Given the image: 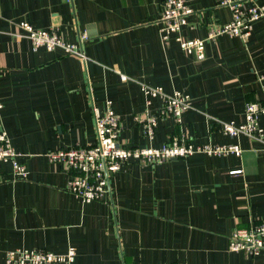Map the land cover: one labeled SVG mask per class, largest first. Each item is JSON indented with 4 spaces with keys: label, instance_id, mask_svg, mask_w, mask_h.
<instances>
[{
    "label": "crops",
    "instance_id": "crops-1",
    "mask_svg": "<svg viewBox=\"0 0 264 264\" xmlns=\"http://www.w3.org/2000/svg\"><path fill=\"white\" fill-rule=\"evenodd\" d=\"M163 1L0 0V125L28 171L27 179L14 180L10 164L0 162V264L9 249L59 254L69 246L73 264H264V252L228 249L237 226L264 220V139L230 138L218 123L239 125L245 103L264 104L257 80L264 73V18L246 41H207L196 61L173 36L160 40ZM221 1L186 0L192 13L180 35L205 38L210 25L228 22ZM21 21L57 28L65 42L79 44L82 57L34 50L17 36ZM142 86L180 91L191 105L180 124L159 118L152 140L134 120L146 110ZM106 101L123 144L159 147L178 137L195 145L236 143L242 153H195L157 165L132 159L110 178L109 198L84 203L46 154L93 144L92 107L103 113ZM161 105L153 98L149 109ZM258 124L264 131V114Z\"/></svg>",
    "mask_w": 264,
    "mask_h": 264
},
{
    "label": "built area",
    "instance_id": "built-area-1",
    "mask_svg": "<svg viewBox=\"0 0 264 264\" xmlns=\"http://www.w3.org/2000/svg\"><path fill=\"white\" fill-rule=\"evenodd\" d=\"M70 2V0H66ZM248 0H222L220 5L227 7L231 18L222 24L209 26L205 38H184L180 35L181 28L187 24V16L192 9L186 0H164L159 13V38L165 43L170 37L179 45L186 55H192L196 61L205 57L207 41H214L222 36L238 37L246 41L252 31V24L264 18V6L247 4ZM20 34L29 40L34 50L45 48L52 51L61 48L66 55L82 57L79 44L65 42L57 28L34 29L25 21L17 24ZM82 35L79 43L86 40ZM257 80L264 89V73ZM145 95L146 110L134 117L143 131V135L152 140L157 129V120L167 115L177 124L181 123L182 115L191 109L189 97L180 91L166 94L160 87L142 86ZM159 98L162 105L156 111L150 110L151 99ZM2 104L0 102V110ZM264 114V104L247 102L244 109V122L236 125L233 122H218L222 133L230 138L245 135L253 139L263 140L264 131L258 124V118ZM95 139L93 144L86 146L61 147L49 151L46 156L49 162L61 166L69 175L66 189L82 202L103 201L109 198L110 178L130 160L147 165L161 164L167 160L185 158L195 153L208 156L242 153L238 144H198L178 137H171L159 147H134L119 141L121 125L114 113L110 101H106L103 113L92 107ZM217 123V124H218ZM20 154L12 147L6 131L0 125V162L9 163L14 180L27 179L26 166L18 161ZM239 172V171H237ZM236 172V173H237ZM228 249L256 256L264 252V220L249 222L245 226H237L230 234ZM76 251L69 246L64 253H53L42 249L14 248L5 253L3 264H73ZM182 264V263H176Z\"/></svg>",
    "mask_w": 264,
    "mask_h": 264
}]
</instances>
